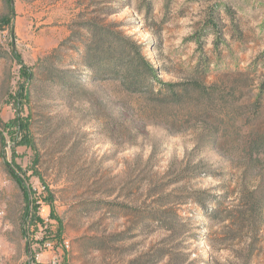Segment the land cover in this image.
Segmentation results:
<instances>
[{
	"label": "rangeland",
	"instance_id": "1",
	"mask_svg": "<svg viewBox=\"0 0 264 264\" xmlns=\"http://www.w3.org/2000/svg\"><path fill=\"white\" fill-rule=\"evenodd\" d=\"M11 2L4 25L0 0L4 264H264V209L251 230L222 220L243 190L264 192V147L250 146L264 137V0ZM92 16L120 23L164 82L198 78L220 92L155 101L93 78L69 41ZM10 168L38 202L29 218Z\"/></svg>",
	"mask_w": 264,
	"mask_h": 264
},
{
	"label": "trees",
	"instance_id": "2",
	"mask_svg": "<svg viewBox=\"0 0 264 264\" xmlns=\"http://www.w3.org/2000/svg\"><path fill=\"white\" fill-rule=\"evenodd\" d=\"M6 1L8 2L11 13L4 15L1 21L4 25H10L14 6L11 2L12 0ZM77 27H79L82 32L80 30L75 32V36L73 35L69 40L72 42L70 47L79 53L83 60V65L93 71V78L118 79L126 90L130 92H146L155 99V101L168 100L174 103H182L186 101L192 93L209 99L217 92H220V83L215 82L207 84L198 78H191L180 82H164L161 78L159 69L145 55L144 46L134 40L133 36L126 34L125 31L120 29V23H105V21H101L97 17L92 16L77 23ZM78 42L81 43V46L78 45ZM49 57L52 58L51 56ZM40 61L42 62V60ZM195 72H199V69H195ZM35 73L36 72L31 73L29 81H32ZM52 73H56L59 81L63 84L79 83L73 82L77 78V76H71L73 72L59 70V72ZM227 74L230 75L234 73ZM235 74L243 75L245 73L240 72ZM227 85H231L230 88L227 89V93L233 96L234 93H236V80H230ZM262 90L260 98L263 95L264 88ZM222 99H225V97H222ZM259 101L260 100H257L254 104L261 105ZM15 124L22 130L21 122L17 121ZM5 126L9 127L12 126V124L9 122L6 123ZM1 137L3 140V136ZM23 137L24 141H17L15 146L28 142L27 136ZM250 146L252 147V151L257 152L264 147V137L261 133L258 132L253 135ZM10 171L20 187L24 190L27 201L26 218L27 216L29 218L31 212L29 189L26 182L16 174L15 170L10 168ZM241 193L240 201L235 206V210L228 211L227 214L222 217V220L238 224L241 227H246L251 230L253 228V222L257 217L263 219L264 192L262 191V186L256 185L252 192L243 190ZM219 203H222V201L220 200ZM209 215L213 218L221 217L218 208L210 209Z\"/></svg>",
	"mask_w": 264,
	"mask_h": 264
},
{
	"label": "built area",
	"instance_id": "3",
	"mask_svg": "<svg viewBox=\"0 0 264 264\" xmlns=\"http://www.w3.org/2000/svg\"><path fill=\"white\" fill-rule=\"evenodd\" d=\"M41 212H39L40 214ZM41 216V215H40ZM42 217V216H41ZM40 217V218H41ZM42 219V222L45 223L46 221H48V218H46L44 215H43V218ZM6 209L5 207L1 204L0 202V245H1V233L2 231H4V228L6 227ZM39 227L41 226L40 223H38ZM66 246L68 247L69 246V242L66 241ZM54 247L53 243L49 240H46L44 242V248H46L47 250H52ZM0 264H4V260H3V257L0 253Z\"/></svg>",
	"mask_w": 264,
	"mask_h": 264
},
{
	"label": "crops",
	"instance_id": "4",
	"mask_svg": "<svg viewBox=\"0 0 264 264\" xmlns=\"http://www.w3.org/2000/svg\"><path fill=\"white\" fill-rule=\"evenodd\" d=\"M21 145H16L15 147L16 148H19ZM22 147V146H21ZM31 199V198H30ZM36 203V204H35ZM33 202V200L31 199V202H30V208H31V211L35 208V206L38 204V202ZM36 207H38V206H36ZM44 207L42 206V209H43ZM31 213V212H30Z\"/></svg>",
	"mask_w": 264,
	"mask_h": 264
}]
</instances>
